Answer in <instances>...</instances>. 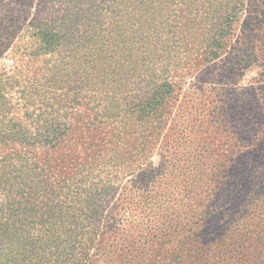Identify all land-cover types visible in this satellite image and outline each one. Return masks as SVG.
Here are the masks:
<instances>
[{
  "label": "rangeland",
  "instance_id": "obj_1",
  "mask_svg": "<svg viewBox=\"0 0 264 264\" xmlns=\"http://www.w3.org/2000/svg\"><path fill=\"white\" fill-rule=\"evenodd\" d=\"M237 2L0 0V131L68 124L57 148L0 157L27 149L37 186L83 200L93 264L264 260V0L234 19ZM44 23L64 34L47 51ZM165 80L172 97L139 115Z\"/></svg>",
  "mask_w": 264,
  "mask_h": 264
},
{
  "label": "trees",
  "instance_id": "obj_2",
  "mask_svg": "<svg viewBox=\"0 0 264 264\" xmlns=\"http://www.w3.org/2000/svg\"><path fill=\"white\" fill-rule=\"evenodd\" d=\"M240 1L235 3L232 11L234 19ZM232 27L230 24V29ZM36 35L46 51L58 46L64 37L61 26L46 23L38 28ZM142 94L135 106L139 115L147 116V113L157 112L172 97L173 84L165 80ZM3 99L0 88V110L5 107ZM67 127V123L49 125L46 121L44 125L35 127L41 129L35 135L27 127L17 132L0 131V146L12 143L28 148L31 144L52 150L65 141ZM21 152H14V157L8 154L0 157V264H93L90 250L98 246L100 238L86 233L85 226L82 227L84 218L77 215L74 204L83 200L68 197L66 182L56 188L48 175L44 176L45 184L37 186L35 169L31 170L33 163L30 157H26L22 167L19 162ZM83 180L81 178L79 183ZM253 195L256 196H250ZM246 214L243 212L242 218ZM92 232L98 234L96 230ZM255 247L250 244L251 249ZM252 254L258 255L257 252L249 253L251 257Z\"/></svg>",
  "mask_w": 264,
  "mask_h": 264
}]
</instances>
